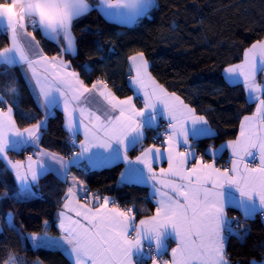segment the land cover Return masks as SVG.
Returning a JSON list of instances; mask_svg holds the SVG:
<instances>
[{"label":"snow or ice","instance_id":"6c2138e0","mask_svg":"<svg viewBox=\"0 0 264 264\" xmlns=\"http://www.w3.org/2000/svg\"><path fill=\"white\" fill-rule=\"evenodd\" d=\"M100 6L106 15L134 23L156 4L155 0H100ZM92 8L89 0H0V31L9 36V45L0 48V76L9 77V70L18 66L46 113L51 108H63L72 145L76 146L77 134L84 135L78 145L80 150L68 158L39 149L33 154L36 159L33 155L26 160L10 159L9 152L39 147L47 119L46 115L45 120L23 129L17 126L14 105L19 107L21 93L15 77H10L0 89V162L4 164L3 171L13 173L18 185V191L10 198L35 196L33 188L49 173L68 182L71 167L85 159L105 165L125 162L128 174L138 173L145 182H151L155 214L137 224L135 205L122 208L114 198L89 195L86 189L79 190L87 201L80 203L78 186L82 182L72 177L63 210L57 214L61 237L49 240L47 233L43 238L31 233L33 247L62 249L72 264H143L145 255L151 256L152 264H231L228 240L231 236L245 239L248 229H240L239 221L228 216L229 205L242 209L246 219L255 214L264 216V84L256 80L257 72L264 71V38L244 50L240 64L224 69L228 79H242L249 97L256 101L255 111L240 122L239 136L228 141L237 159L231 168L221 169L214 162L204 163L200 157L188 167L189 157L195 158V152H181L179 148L189 144L190 135H207L208 120L152 75L143 51L128 57L130 70L135 72L129 84L143 102V107L138 108L134 96L121 99L104 79L89 86L79 72L69 70L71 64L62 55L50 57L40 46L36 30L57 43L61 54H74L73 22ZM61 39L65 41L63 45ZM84 67L91 71L89 66ZM7 97H11V102ZM165 115L168 128L161 135L166 147L153 144L142 149L135 160L130 159L128 152L143 142L145 129H152L157 117ZM22 116L30 118L28 113ZM253 149L259 150V167H249L244 162V157L253 156ZM156 159H166L168 167L157 173L152 166ZM135 165H144L147 171L136 169ZM5 197L7 191L0 199ZM5 218L9 227L22 240L26 239L17 229L13 214L6 213ZM169 239L176 246L171 248V258L163 260ZM0 264H26V258L10 249ZM251 264H264V260Z\"/></svg>","mask_w":264,"mask_h":264},{"label":"trees","instance_id":"16d2710c","mask_svg":"<svg viewBox=\"0 0 264 264\" xmlns=\"http://www.w3.org/2000/svg\"><path fill=\"white\" fill-rule=\"evenodd\" d=\"M156 1V7L135 23L122 24L107 18L98 7V0H90L92 10L73 22L77 43L74 54H61L57 43L46 39L39 30L34 34L49 55L64 56L85 83L91 85L97 79H104L120 97L133 94L127 79V75L131 76L128 57L143 51L154 77L196 108L214 128L213 134L192 143L208 159L207 148L236 138L242 118L256 108V101L249 98L246 86L229 82L224 69L241 61L244 50L264 38V0ZM60 44H64L63 39ZM8 45L9 36L0 31V48ZM85 65L91 71H85ZM12 76L21 93L19 107L14 105L15 119L19 128H26L45 118V113L18 66L9 70V77L0 76V89ZM7 98L11 102V97ZM22 113H28L30 118H23ZM156 130H147L145 143H152L150 137ZM40 145L66 156L77 149L71 143L61 110L47 117ZM32 150L28 147L22 152H9V158L23 160ZM138 150L133 148L131 154ZM123 165L118 162L90 170L72 166L71 171L87 182L89 195L109 196L122 208L135 205L137 217L153 213L155 204L148 197L147 186L119 182ZM3 169L4 164L0 162V196L8 192V197L0 199V223L5 221V214L11 212L17 229L26 237L20 238L22 246L16 253L26 258V264H72L62 249L35 248L28 237L31 233H59L57 214L62 209L69 183L49 173L34 187L35 196L12 199L18 185L13 173ZM229 214L239 215L242 218L240 229H248L245 239L231 236L228 240L231 264L264 260L261 214L246 219L234 207L229 209ZM10 237L5 231L0 232V260L6 259L12 250Z\"/></svg>","mask_w":264,"mask_h":264},{"label":"crops","instance_id":"0c3cea01","mask_svg":"<svg viewBox=\"0 0 264 264\" xmlns=\"http://www.w3.org/2000/svg\"><path fill=\"white\" fill-rule=\"evenodd\" d=\"M156 2H157V1L155 0V4H156ZM89 3L91 4L90 0H89ZM98 7H99V9L101 10V12H102L107 18H109V19H111V20L117 21V22L122 23V24H133V23H126V22H124V21H123L120 17H118V16H109V15H106V14H105V11L103 10V7L100 6V0H98ZM149 11H150V10H149ZM134 23H135V22H134ZM28 31L31 32L29 29H28ZM35 37H36V36H35ZM36 39L38 40L37 37H36ZM64 43H65V41H64ZM40 46L43 48V46L41 45V43H40ZM43 49H44V48H43ZM76 50H77V43H76ZM76 50H75V52H76ZM44 51H45V50H44ZM45 53H47V52L45 51ZM47 55H49V54L47 53ZM49 56L51 57V55H49ZM55 56H60V55H55ZM62 58H63L65 61H68V60H66V59L64 58V56H62ZM243 59H244V57H243ZM243 59H242L241 61L235 63V64H240V63L243 61ZM129 65H130V62H129ZM69 70H74V71H76V70L72 67V65H71V68H70ZM149 70H150V67H149ZM150 72H151V70H150ZM130 73H131V76L135 75V72L132 71V70H130ZM152 75H153V74H152ZM153 76H154V75H153ZM225 76H226V78L228 79V74H227V73H225ZM80 78H81V76H80ZM81 79H82V78H81ZM256 80H257L258 83H260V84H264V71H258V72H257ZM228 81L231 82V83H243L242 79H233V80L228 79ZM107 83H108V82H107ZM243 84H244V83H243ZM29 86H30V85H29ZM89 86H90V85H89ZM109 87H110V88L112 89V91L116 94V92L113 90V88H112L110 85H109ZM30 88H31V87H30ZM165 88H166V87H165ZM246 89H247V88H246ZM31 90H32V89H31ZM32 92H33V90H32ZM170 92H171V91H170ZM33 93H34V92H33ZM247 93H248V90H247ZM34 95H35V93H34ZM116 95H117V94H116ZM257 95H259V93H257ZM117 96H118V95H117ZM129 96H134V103L136 104V106H137L138 108L143 107V103H141V98H140L139 96H136V94L134 93V89H133V94H131V95H129ZM248 96H249V93H248ZM35 97H36V95H35ZM119 97H120V96H119ZM120 98L123 99L124 97H120ZM249 98H250V97H249ZM36 99H37V101H38V103H39V100H38L37 97H36ZM250 99H251V98H250ZM251 100H252V99H251ZM39 105H40V103H39ZM40 107H41V105H40ZM41 109H42L43 112L45 113V117H46V115H47V117H48L49 115L55 113V111L58 110V109L61 110V111L64 113V110H63L62 107L51 108V109L48 110L47 113L45 112V110H44L42 107H41ZM254 111H255V110H254ZM251 114H252V113H251ZM251 114H249V115H251ZM197 115H199V114L197 113ZM64 117H65V113H64ZM42 120H45V118H43ZM163 122H168V117H167L166 115L163 116V117H157L156 125H155L152 129H157V128L161 125V123H163ZM65 123H66V117H65ZM208 123H209V122H208ZM46 125H47V119H46L45 127H46ZM17 126H18V125H17ZM209 128H210V130H209V132H208L207 135H211V134H213V133L215 132L214 128H213L210 124H209ZM21 129H23V128H21ZM147 130H148V129H145V138H146V136H147ZM239 131H240V126H239ZM68 132H69V131H68ZM69 134H70V133H69ZM207 135H201V136H191V135H190V136H189V144H188L187 146H185V145H183V144L180 146L179 151H181V152L186 151V150L189 151V152H195V158H192L191 156L189 157L188 167H191V165H192L193 163L196 162V159H199L200 157H203V162H204V163H212V162H214V165H215V167H217V168H221V169H223V168H231V167H232V161H233L234 159H237V157H235V156L233 155L232 149H231L230 147H228V141L235 140V139L239 136V132H238L237 137L234 138V139L226 140V141H224L223 143L219 144L218 146H209V147L207 148V150H206L207 154L209 155V158H208V159L205 158L203 155H201V154L197 151V149H186L187 147L193 146L192 143H193L194 140H196V139H198V138H200V137H203V136H207ZM70 137H71V136H70ZM145 138H144V140H143V142H142L141 144H138V145L136 146V147L139 149L136 153L131 154V150H132L133 148L129 150V152H128V157H129L130 159L135 160V157L138 156V155H140L142 149L147 148V147H150V146L153 145V144L157 145V147H160V148H162V149H163L164 147H166V144H164V145H159V144H156V143H145ZM75 139H76V147H77V149H76L75 151L78 152V151L80 150L79 147H78L79 143L82 142V141H84V135H83V133L81 132L80 134H77V136H76ZM29 147H31L33 150H32L31 152H29V153L27 154V156H29V155H33L35 152L39 151V149H46V148L42 147V146L40 145V143H39V147H34V146H29ZM26 148H28V147H26ZM209 149L214 150V152L209 151ZM46 150H48V151H50V152H53V153H58V152H55V151H52V150H49V149H46ZM58 154L61 155V156H64L65 158H68L69 156L72 155V154H71V155H69V156H66V155H63V154H60V153H58ZM224 154H226L225 157L223 156ZM27 156H26L25 159H23V160H26ZM10 159H12V158H10ZM33 159H36V156H35V155H33ZM12 160H18V159H12ZM244 162H247L248 165H249V167H259V165H260V153H259V150H258V149H253V156H250V157H244ZM117 163H118V162H117ZM113 164H115V163L107 164V165H105V164H93V163H91V162H90L89 160H87V159L82 160L81 163H80V165L82 166V169H84V170L96 169V168H100V167H103V166H109V165H113ZM123 164H124V165H123V169H122L121 173H126V174H125V176H123V177H122L121 174H120V176H119V182H120V183H135V184H140V185H145V186H147L148 189H149V195H148V197H149V199H150L151 201L154 202V204H155V208H156V203H155V199H154L153 189H152V187H151V182H145V181L143 180V178H142L138 173L128 174L126 163L123 162ZM152 166H153V169H154L157 173H159L160 168H167V167H168V163H167V160H166V159H156V160H154V161L152 162ZM242 166H243V165L241 164V167H242ZM134 167H135L136 169H140V168H144V165H135ZM144 170H145V172L147 171L146 168H144ZM72 177H75L76 179H78L79 181L82 182V184L78 186V196H79V201H80V203H85V202H87V201L84 200L82 192L79 191L80 189H86V190H88V189H87V188H88L87 182H86L85 180H83L82 178H80L79 176H77L76 174L72 173V171H71V169H70L69 179H68L69 186H71ZM158 187H159V185H158ZM33 192L35 193L34 188H33ZM237 195H238V193H237ZM30 197H31V196H30ZM92 206H96V205L93 203ZM110 206H111V205H110ZM231 207H234V208L238 209V210L244 215L242 209H240V208H238V207H235L233 204H230L229 207H228V209H227V214H228L229 217H230L229 209H230ZM61 210H63V209H61ZM68 214L74 216V213H72V212H69ZM154 214H155V210H154L153 213H151V214H149V215H145V216H141V217H137V215H136L135 223L138 224V222H139L140 219H143V218H145V217H147V216H151V215H154ZM58 223H59V220H58ZM7 225H8V224H7L6 219H5V221H4L3 223H0V228H2L3 231H5L9 236H11L10 233L8 232V230H7ZM58 228H59V227H58ZM44 234H45V233H44ZM44 234H41V237H42V238H43ZM61 235H62V233H61V230H60V228H59V233H58V234L53 235V234L47 233V238H48L49 240H58L59 237H61ZM28 237H29V239H30V241H31V237H30L29 234H28ZM19 241H20V242H19L20 245L18 244L16 248H15L14 246H12V247H13V248H12V251H13V252H17V251L21 248V246H22L21 239H19ZM31 242H32V241H31ZM175 246H176L175 241L172 240V239H169V241H168V248H167V251H166V253L163 254V255H165V256L167 257V260H169V259L171 258V248H173V247H175ZM52 248H55V247H52ZM58 249H59V248H58ZM65 253H66V252H65ZM67 255H68V254H67ZM149 257H150V256L145 255V257H144L143 260L146 259L147 262H146V263H143V264H152V260H150Z\"/></svg>","mask_w":264,"mask_h":264},{"label":"built area","instance_id":"2783aa9c","mask_svg":"<svg viewBox=\"0 0 264 264\" xmlns=\"http://www.w3.org/2000/svg\"><path fill=\"white\" fill-rule=\"evenodd\" d=\"M127 79L130 80V75H127ZM168 128V122H163L158 128L157 130L151 135V142L152 143H156V144H159V145H164L165 144V138L163 137V135H161L162 133L165 132V130ZM186 149H194L193 146H190V147H187ZM88 193L91 192V190H87ZM231 217H235L238 221H239V225L242 221V218L239 216V215H234V216H231ZM261 218L264 222V216L261 215ZM146 249H147V245H146ZM152 255H155V253H153ZM150 260L151 259V256L149 257ZM162 259L163 260H167V257L166 256H162ZM147 260H143V263H146Z\"/></svg>","mask_w":264,"mask_h":264},{"label":"rangeland","instance_id":"374dc122","mask_svg":"<svg viewBox=\"0 0 264 264\" xmlns=\"http://www.w3.org/2000/svg\"><path fill=\"white\" fill-rule=\"evenodd\" d=\"M31 32L33 31V29L31 28V27H29L28 28ZM130 78H131V76H130ZM141 103H143L142 102V99H141ZM162 124V123H161ZM194 147V146H193ZM194 149H196L195 147H194ZM78 167H81L82 168V166L79 164L78 165ZM231 217V216H230ZM7 230H8V232L10 233V235H11V240H12V246H14L15 248L17 247V245L19 244L20 245V241H19V239H20V237L17 235V232H16V230H13L12 228H10L9 227V225H7ZM13 248V247H12Z\"/></svg>","mask_w":264,"mask_h":264}]
</instances>
